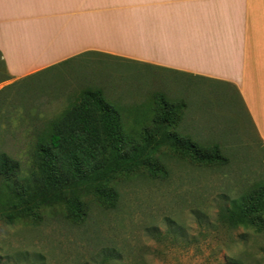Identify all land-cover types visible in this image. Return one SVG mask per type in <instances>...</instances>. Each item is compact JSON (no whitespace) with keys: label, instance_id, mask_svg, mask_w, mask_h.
<instances>
[{"label":"rangeland","instance_id":"rangeland-1","mask_svg":"<svg viewBox=\"0 0 264 264\" xmlns=\"http://www.w3.org/2000/svg\"><path fill=\"white\" fill-rule=\"evenodd\" d=\"M110 1L117 8H140V0ZM6 76L0 62V153L25 166L39 129L87 86L103 89L116 106L127 105L133 122H151L155 106L174 104L182 115L178 133L194 144L217 146L227 160L219 168L168 160L167 180L130 181L117 211L93 208L83 226L0 220V256L29 249L43 251L48 264L81 263L90 249L117 243L131 264L141 258L147 264H232L234 258L264 264V230L228 228L217 219L264 173L262 143L236 87L101 53L79 55L13 85L3 81Z\"/></svg>","mask_w":264,"mask_h":264},{"label":"trees","instance_id":"trees-1","mask_svg":"<svg viewBox=\"0 0 264 264\" xmlns=\"http://www.w3.org/2000/svg\"><path fill=\"white\" fill-rule=\"evenodd\" d=\"M104 94L97 86H87L71 95L60 117L39 129L30 144L28 166L0 153V220L7 225L61 221L83 226L93 208L117 211L121 189L130 181L167 180L168 160L205 168L226 162L217 146L194 144L178 133L182 115L174 104L155 106L151 122H133L127 105L116 106ZM217 219L228 228L263 231L264 173L223 207ZM87 256L84 262L64 264H131L125 246L117 243L90 249ZM241 262L232 260V264ZM48 263L43 251L18 249L0 256V264ZM136 264L147 263L141 258Z\"/></svg>","mask_w":264,"mask_h":264},{"label":"crops","instance_id":"crops-1","mask_svg":"<svg viewBox=\"0 0 264 264\" xmlns=\"http://www.w3.org/2000/svg\"><path fill=\"white\" fill-rule=\"evenodd\" d=\"M88 52L236 87L264 170V0H0L7 85Z\"/></svg>","mask_w":264,"mask_h":264}]
</instances>
